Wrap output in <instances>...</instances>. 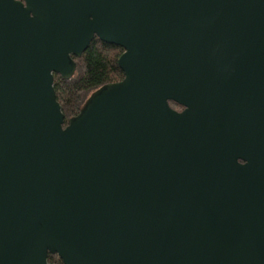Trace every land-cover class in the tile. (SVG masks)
<instances>
[{
    "label": "water",
    "instance_id": "95a60500",
    "mask_svg": "<svg viewBox=\"0 0 264 264\" xmlns=\"http://www.w3.org/2000/svg\"><path fill=\"white\" fill-rule=\"evenodd\" d=\"M97 37L125 78L64 127ZM51 254L264 264V0H0V264Z\"/></svg>",
    "mask_w": 264,
    "mask_h": 264
},
{
    "label": "trees",
    "instance_id": "16d2710c",
    "mask_svg": "<svg viewBox=\"0 0 264 264\" xmlns=\"http://www.w3.org/2000/svg\"><path fill=\"white\" fill-rule=\"evenodd\" d=\"M81 58L74 57L77 70L71 79L64 80L55 75L57 100H59L65 115V126L69 120L78 116L92 93L110 83L121 82L125 78L118 61L123 54L121 47L94 39ZM176 110L183 107L171 102ZM48 264H64L58 255H49Z\"/></svg>",
    "mask_w": 264,
    "mask_h": 264
},
{
    "label": "flooded vegetation",
    "instance_id": "af4514ba",
    "mask_svg": "<svg viewBox=\"0 0 264 264\" xmlns=\"http://www.w3.org/2000/svg\"><path fill=\"white\" fill-rule=\"evenodd\" d=\"M183 109H181L180 111H182Z\"/></svg>",
    "mask_w": 264,
    "mask_h": 264
}]
</instances>
